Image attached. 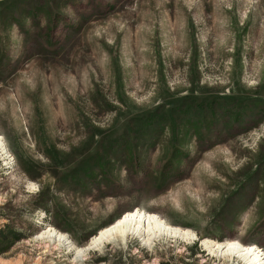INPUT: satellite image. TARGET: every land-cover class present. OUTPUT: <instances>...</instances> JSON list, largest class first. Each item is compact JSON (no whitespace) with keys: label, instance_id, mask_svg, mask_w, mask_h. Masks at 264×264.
<instances>
[{"label":"rangeland","instance_id":"obj_1","mask_svg":"<svg viewBox=\"0 0 264 264\" xmlns=\"http://www.w3.org/2000/svg\"><path fill=\"white\" fill-rule=\"evenodd\" d=\"M0 134V264H244L202 241L264 250V0H0ZM135 208L198 239H35Z\"/></svg>","mask_w":264,"mask_h":264},{"label":"bare ground","instance_id":"obj_2","mask_svg":"<svg viewBox=\"0 0 264 264\" xmlns=\"http://www.w3.org/2000/svg\"><path fill=\"white\" fill-rule=\"evenodd\" d=\"M0 153L9 159V149L5 138L0 134ZM32 186L34 183L31 184ZM129 236L140 238L146 244H152L156 238L177 237L186 239H198L195 231L168 224L163 218L155 213L144 209L135 208L123 214L117 221L99 230L92 236L84 247L76 246L69 235L61 232L57 228L46 225L35 239H44L48 242H55L64 245L67 249L80 258L87 255L91 249H101L108 242L125 240ZM193 241V240H192ZM203 245L212 253L218 252L221 255L238 257L244 264H264V250L257 245H245L238 240L213 241L205 238ZM58 244V245H59ZM57 245V244H56ZM57 245V246H58ZM89 254V253H88ZM79 258V259H80Z\"/></svg>","mask_w":264,"mask_h":264},{"label":"trees","instance_id":"obj_3","mask_svg":"<svg viewBox=\"0 0 264 264\" xmlns=\"http://www.w3.org/2000/svg\"><path fill=\"white\" fill-rule=\"evenodd\" d=\"M149 212H154V211H149ZM156 213H157V212H156ZM121 216H122V215H121ZM121 216H120V217H121ZM120 217H118V218L116 217V218L111 222V224L114 223V222H115L117 219H119ZM161 217H162V216H161ZM162 218H163V217H162ZM111 224L109 223L108 225H111ZM168 224L173 225V224H171V223H168ZM108 225H107V226H108ZM174 226H175V225H174ZM105 227H106V226H105ZM179 227H180V226H179ZM102 228H104V227H102ZM102 228H100L99 230H101ZM182 228H183V227H182ZM99 230H98V231H99ZM62 232H63V231H62ZM0 233H1V235L3 236L4 239L9 238V235H5V229L1 230ZM97 233H98V232H97ZM95 235H96V234H95ZM93 236H94V235H93ZM229 240H238V239H234V238H233V239H229ZM225 241H226V240H225ZM238 241H240V240H238ZM240 242H242V241H240ZM242 243H243V242H242ZM243 244H245V245H256L255 243H251V244L243 243Z\"/></svg>","mask_w":264,"mask_h":264},{"label":"crops","instance_id":"obj_4","mask_svg":"<svg viewBox=\"0 0 264 264\" xmlns=\"http://www.w3.org/2000/svg\"><path fill=\"white\" fill-rule=\"evenodd\" d=\"M110 217H111V216H110ZM109 220H110V219H109ZM106 222H108V221L106 220L105 223H106ZM105 223H104V224H105Z\"/></svg>","mask_w":264,"mask_h":264}]
</instances>
